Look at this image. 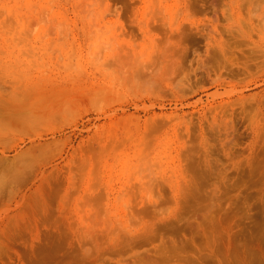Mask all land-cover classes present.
<instances>
[{
  "label": "rangeland",
  "instance_id": "rangeland-1",
  "mask_svg": "<svg viewBox=\"0 0 264 264\" xmlns=\"http://www.w3.org/2000/svg\"><path fill=\"white\" fill-rule=\"evenodd\" d=\"M1 159L0 264H264V0H0Z\"/></svg>",
  "mask_w": 264,
  "mask_h": 264
},
{
  "label": "bare ground",
  "instance_id": "bare-ground-1",
  "mask_svg": "<svg viewBox=\"0 0 264 264\" xmlns=\"http://www.w3.org/2000/svg\"><path fill=\"white\" fill-rule=\"evenodd\" d=\"M10 119H11V118H10ZM25 120H26V119H25ZM28 122H29V121H28ZM19 154H20V153H19ZM19 154H18V157H20ZM3 155H4V154H3ZM20 155H21V154H20ZM16 156H17V154H16ZM16 156H15V157H16ZM21 156H22V155H21ZM3 158H4V157H3ZM6 159H7V158H6ZM6 159L4 158L5 161H6ZM9 159H10V158H9ZM4 160L1 159L0 162H1V161H2V162H5ZM0 164H1V163H0Z\"/></svg>",
  "mask_w": 264,
  "mask_h": 264
}]
</instances>
